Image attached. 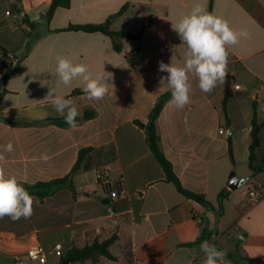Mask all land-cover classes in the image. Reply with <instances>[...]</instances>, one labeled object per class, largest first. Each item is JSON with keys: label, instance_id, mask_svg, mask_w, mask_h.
I'll return each mask as SVG.
<instances>
[{"label": "crops", "instance_id": "obj_1", "mask_svg": "<svg viewBox=\"0 0 264 264\" xmlns=\"http://www.w3.org/2000/svg\"><path fill=\"white\" fill-rule=\"evenodd\" d=\"M52 2L0 0V82L10 73L0 84V151L13 144L14 151L4 153L6 172L23 186L65 177L80 151H91L74 176L76 195L63 189L44 202L33 196L29 218L0 219V264H24L29 250L39 246L53 249L60 239L53 241L51 232L62 228L60 220L53 225V216L62 214L68 250L74 243L117 236L113 247L122 249L128 264H204L200 244L208 240L227 252L223 264H264V198L245 207L250 190L264 191V170L251 178L249 168L255 112L264 118V0H71L48 20ZM196 3L233 28H246L251 37L229 48L224 85L205 94L191 78L190 103L177 108L170 96L158 119L163 151L183 187L205 196L213 208L185 197L167 180L144 128L157 101L170 92L159 89L160 77L168 75L158 71L159 63L172 59L183 65L185 46L172 23ZM26 17L36 23L34 29L24 23ZM107 21L113 31L140 39L65 30ZM57 55L86 64L93 77L111 73L115 93L110 89L104 99L90 100L82 78L63 85L55 71ZM50 88L70 99L81 115L92 111L95 117L75 129L29 124L62 117L47 97ZM263 151L264 129L259 163ZM42 153L47 161L40 159ZM103 170L116 198L97 180ZM236 175L250 178L247 190L228 188ZM226 188L230 193L221 212L219 195ZM73 207L75 219L69 218Z\"/></svg>", "mask_w": 264, "mask_h": 264}, {"label": "clouds", "instance_id": "obj_2", "mask_svg": "<svg viewBox=\"0 0 264 264\" xmlns=\"http://www.w3.org/2000/svg\"><path fill=\"white\" fill-rule=\"evenodd\" d=\"M172 29L185 46L183 65L173 64L172 59L169 64L160 62L158 71L168 75L160 77L159 89L170 91L171 103L182 109L190 103V79L195 78L199 89L205 94L211 93L218 85H224L229 73V48L238 45L241 39L251 37L246 28H233L226 19L208 12L200 3H196L178 22L172 23ZM56 61L55 71L59 81L69 86L74 79L82 78V90L88 99L102 100L110 94V89L115 93V88L110 83L111 73L103 72L93 77L86 64L74 63L68 56L57 55ZM47 97H52V107L58 115L64 117L69 128H77L76 118L81 113L73 106V102L52 88ZM13 151L11 142L0 151V219L7 216L12 221H17L32 215L33 196L15 175L6 172L7 160L4 153ZM40 159L47 161L49 157L42 153ZM200 250L205 256L204 264H223L227 255L226 251L217 249L208 240L201 242Z\"/></svg>", "mask_w": 264, "mask_h": 264}, {"label": "trees", "instance_id": "obj_3", "mask_svg": "<svg viewBox=\"0 0 264 264\" xmlns=\"http://www.w3.org/2000/svg\"><path fill=\"white\" fill-rule=\"evenodd\" d=\"M71 0H53L50 9L47 13L48 20H50L55 11L58 8L70 7ZM127 7L123 9L126 10ZM122 13V12H121ZM24 23L31 29L36 27V23H33L29 20L28 17L24 19ZM112 23L111 21H107L103 24H89V25H71L65 30H73V31H83L87 33H95V32H102L106 35L111 37H121V38H129V39H140V35H133L126 32L121 31H113L112 30ZM117 49H119L117 47ZM10 76V73L5 76L0 84L5 83L7 78ZM5 92V91H4ZM171 93H167L163 95L156 103L155 107L153 108L152 112L149 115V122L144 127L146 131L147 137V144L151 152L154 154L155 158L157 159L158 163L164 169L165 173L167 174V180L173 183L177 190L183 194L185 197L189 199H193L198 201L199 203L208 206L209 208H213L212 204L206 199L205 196L196 194L185 189L173 170V166L171 162L165 156L161 145V137L159 135L158 129V119L165 107V104L169 100ZM95 117V112L89 111L85 112L82 115H79L76 118V123H79L84 120H89ZM29 124L35 125L38 123H48L52 125H56L59 127H67L68 125L64 122V117L61 118H49L42 122H28ZM264 129V118L260 121L257 117L255 112L253 121H252V130H251V138L252 143L250 145V157H249V168L252 172L251 178L256 177L258 173H260V168L264 169V162L259 163L258 158V151L261 147L262 143V131ZM91 149H83L80 151L78 161L74 166L73 170L63 178L55 179L50 182H38L34 185H25V189L32 195L37 197L41 202H44L46 198L53 196L57 191L68 189L76 195V186L74 184V176L75 174L81 169L82 163L85 160L87 154H89ZM230 157L232 162L234 163V154H233V146L232 140L230 139ZM230 190L224 189L221 191L219 195V209L222 212L224 210V202L229 197ZM117 236H113L109 239L104 241H100L96 239L92 243L86 244L85 246H80L77 244H72L69 250L61 257L60 264H63L66 260H71V264L76 263H87L92 262L93 264H97L100 262L102 258L113 260L115 256L111 250L115 242L117 241ZM200 241L195 243H190L188 246L194 247L199 245Z\"/></svg>", "mask_w": 264, "mask_h": 264}, {"label": "built area", "instance_id": "obj_4", "mask_svg": "<svg viewBox=\"0 0 264 264\" xmlns=\"http://www.w3.org/2000/svg\"><path fill=\"white\" fill-rule=\"evenodd\" d=\"M236 88L239 89L240 86H236ZM221 133H223V130H221ZM97 180H99L103 184V186H105L107 190H109V193L113 198H116L118 196L117 190L113 188V183L111 182L107 171L103 170L99 172L97 174ZM263 198L264 191L261 188L252 189L248 192V198L245 202V207L256 205ZM52 253L61 258L64 255V248L62 243H57L53 247ZM28 258L31 262L38 261L40 264H46L48 261L45 249L41 246L29 250Z\"/></svg>", "mask_w": 264, "mask_h": 264}, {"label": "rangeland", "instance_id": "obj_5", "mask_svg": "<svg viewBox=\"0 0 264 264\" xmlns=\"http://www.w3.org/2000/svg\"><path fill=\"white\" fill-rule=\"evenodd\" d=\"M24 51H25V47H23L21 53L24 52ZM263 153H264V151L262 152L261 155H263ZM250 185H251L250 182H246L244 184V186H243V191L247 190L250 187ZM58 201H59V197L56 198V199H54L52 201V203H53L52 204L53 209H54L55 203L58 202ZM61 202L63 203V198L61 199ZM62 213H63V211H62ZM70 217L72 219H75V217H76L74 207H73V209H71V215H69V218ZM53 218H54L53 219V222H52L53 225H55L56 222L60 220L61 221L62 228H61L60 232L57 231V230L51 232V234L53 236L52 239H53V241L56 238L60 239L59 240V243H62L63 248H64V252L66 253L67 250H68V247L70 246V244H68L67 242L63 241V214L62 215H58V216H53ZM229 219H227V221H229ZM42 236L44 237V239H46V233H43ZM50 240H51V238H50ZM111 250H112V252H113V254L115 256V259L110 260V259L102 258L100 260V262L97 263V264H128V261L126 260V258H124L123 254H122V249L121 248L112 247ZM51 251H52V248H50V245H48V248L45 249V252H46V254H47V256H48V258L50 260V264H58V262L60 264L61 258L58 257L57 255H55L54 253H51ZM28 263H31V262L30 261H24V264H28ZM33 264H40V263L38 261H35V262H33ZM85 264H93V263L92 262H87Z\"/></svg>", "mask_w": 264, "mask_h": 264}, {"label": "water", "instance_id": "obj_6", "mask_svg": "<svg viewBox=\"0 0 264 264\" xmlns=\"http://www.w3.org/2000/svg\"><path fill=\"white\" fill-rule=\"evenodd\" d=\"M260 170H264V169L260 168ZM249 180H250V178H242V177H238V176H232L229 179L227 186L231 190H237V189L241 188ZM71 263H72L71 260H66L65 262H63V264H71Z\"/></svg>", "mask_w": 264, "mask_h": 264}]
</instances>
